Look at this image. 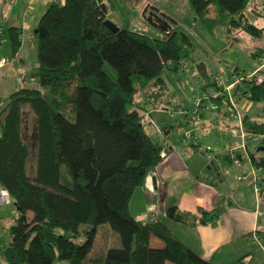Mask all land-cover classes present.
<instances>
[{
  "label": "trees",
  "instance_id": "1",
  "mask_svg": "<svg viewBox=\"0 0 264 264\" xmlns=\"http://www.w3.org/2000/svg\"><path fill=\"white\" fill-rule=\"evenodd\" d=\"M106 1L53 0L32 32L36 67L30 77L38 88L12 92L0 111V189L15 208L10 243L0 247V257L6 264H53L55 259L83 264L97 227L107 224L120 248L108 249L101 264H212L163 222L143 225L129 213L134 191L162 158L163 147L147 131L143 113L171 104L165 75L178 72L191 56V41L175 29L161 39L124 27L114 33L104 25ZM187 1L211 34L218 28L225 36L240 30L264 41V28L244 16L249 0ZM1 34L15 57L20 28ZM259 73L260 82L259 75L245 81L246 74L234 73L242 81L232 88V97L264 102V70ZM203 81L204 92L213 87L218 94L208 95L210 104L228 108L227 91L214 77ZM241 123L244 132L259 138L248 159L264 171V107L254 115L241 113ZM208 215L202 212L200 222ZM165 216L176 223L188 219L174 207ZM81 225L86 238L77 244L73 239ZM151 237L162 246L151 247Z\"/></svg>",
  "mask_w": 264,
  "mask_h": 264
},
{
  "label": "crops",
  "instance_id": "2",
  "mask_svg": "<svg viewBox=\"0 0 264 264\" xmlns=\"http://www.w3.org/2000/svg\"><path fill=\"white\" fill-rule=\"evenodd\" d=\"M51 1L53 0H48L45 5ZM251 1H248L243 11L244 16L250 23L264 28V0H259L258 17H253V13L257 12H254ZM42 7L28 5V20L18 27L21 30V45L15 57L11 58L9 51L0 56L10 58L11 61L18 58L20 64L23 62L20 56L22 36L29 34L32 39L30 41L35 42L32 32L45 11L46 7ZM36 8H42V13L34 22L33 14ZM109 10L107 7V13ZM214 15L215 12L211 9L209 18ZM211 35L219 37L223 43L216 56L225 63L224 67L227 69L226 72H220L229 75L220 76H224V79H229L234 73H255L261 76L259 72L264 70L263 40L254 39L240 30L229 36L223 35L221 30H216ZM219 60L217 61L221 64ZM13 67L15 68L14 65ZM17 76L18 73L14 72L13 77ZM202 76L204 80L207 74L203 71ZM229 92L239 113L254 115L264 107V102L237 101L232 97V88ZM205 93L207 97L210 95L207 91ZM137 98L142 101L141 96ZM169 105L143 113L146 129L163 147V156L160 163L147 173L143 185L134 191L129 201V213L144 225L149 223V208L155 207L156 221L166 224L180 242L201 259L212 264H234L239 259H243L247 264H264V171L252 166L247 158V151L254 149L259 140L253 142L252 136L243 131L242 125L239 127L238 121L233 120L225 106L216 111L199 110L188 115V111L182 106L172 111ZM169 121L172 126L169 124L170 128L163 131V124H168ZM187 127H197L201 135L196 142L184 143L189 146V151L176 152L175 144L170 142L169 135L175 131L178 139L187 142L181 130ZM206 140L218 141L219 148L210 153L206 152L205 148L211 147L209 144L201 146ZM241 142L246 144L247 155L245 157L241 152H237L235 158L238 163L234 164V155L230 154L227 145L238 146ZM190 145L198 146L196 151ZM225 170L227 174H224ZM1 191L3 190L0 189ZM9 203L11 204L10 201ZM2 204L4 203H0V206ZM171 207H174L178 214L188 216L187 222L176 223L167 219L165 212ZM202 212L209 214L205 223L200 222ZM210 219L213 220L209 221ZM165 220L169 221V224ZM12 224L5 227L6 232ZM0 247L2 248L1 243Z\"/></svg>",
  "mask_w": 264,
  "mask_h": 264
},
{
  "label": "rangeland",
  "instance_id": "3",
  "mask_svg": "<svg viewBox=\"0 0 264 264\" xmlns=\"http://www.w3.org/2000/svg\"><path fill=\"white\" fill-rule=\"evenodd\" d=\"M47 1L48 0H0V29L5 31L11 26L21 27L26 19L28 20L26 17V14L29 16L27 13L28 5L32 4L36 7L39 5L41 7H46L47 4L45 5V3H47ZM250 4L251 6L253 5L254 12H257L255 14L253 13V17H258L260 14L258 13L259 0H252ZM106 6L110 8L106 17L108 21L114 25H120L131 31L149 36L150 38L161 39L165 36L166 32L160 29V26L165 27L168 31L169 29H175L178 32L185 34L191 41L193 52L189 58L184 60L183 66L178 72L165 75L168 93L170 95L169 102L171 103L168 107L174 111L176 110V107L182 106L188 111V115H192V112L196 111V100L202 101L204 106L210 104V100L202 90L204 84L202 75L203 71L209 78L216 76L217 73L219 75H229V73L223 74V72H220V70H225L226 72L227 69L224 67L225 63L219 60L216 56V53L218 54V51L223 47V43H221L219 37L208 33L204 25L195 19L187 0H107ZM41 9L36 8V11L33 14V19H35L34 22L38 19V15L42 13ZM150 17H154L152 19L154 24L148 20ZM220 29L221 28H218L217 30ZM30 40L32 39L29 34H23L22 47L20 49V56L23 58L21 64L19 63L18 58L11 61L10 58L6 57L8 62L0 67V111L6 104L10 93L20 88H38L36 80L30 77V72L36 67L35 42ZM6 41L5 34H0V54H5L8 51V44ZM257 55L260 56L259 53H257ZM217 60H219L221 64ZM5 67L6 69H3ZM14 72L18 73L16 78L13 77ZM191 86L194 88V91L192 92L189 90ZM207 92L210 95L213 94V96L216 94L213 87H207ZM243 101L244 103L251 102L246 99ZM140 104L141 100L140 98H137L136 105ZM128 108L130 109L131 107ZM205 111L216 110L207 109ZM236 112L240 118L241 113H239V110H236ZM233 120L235 121L236 119L234 118ZM169 124H171V121H169L168 124L164 123L163 125L165 127ZM188 129L195 133L199 132L197 127H187L182 128L181 130L184 131ZM196 135L200 136L201 134L199 132V134L197 133ZM252 139H254V137H251V140ZM255 139V141L259 140V138ZM169 140L173 145L175 144L174 147L176 152L189 151V146L185 144L193 141L192 139L187 138V142L181 141L178 139L175 131L170 133ZM217 142L218 141L215 140H206L201 146L204 147L209 144L213 149L219 148ZM238 145H243L245 151H247L244 142H241ZM227 149L229 150V148ZM217 157L218 159H221L220 156ZM216 167L217 169L219 168L218 166ZM14 216L15 208L12 204L7 203L0 206V243L2 244V248L9 243L10 237L9 233L5 230V227L12 224ZM165 221L169 224V221ZM85 229L86 226H79L80 233L77 238L73 239L75 243L80 244L85 241ZM57 232L63 235L66 234L64 230H57ZM151 238V247L162 246V243L158 242V239H154V237ZM154 240H157L159 244L155 243ZM112 248H120L117 234L113 232L107 224L99 225L96 229L93 247L83 261V264H94L93 261L96 260L97 262H95V264H101L99 260H101L108 249ZM0 264H6L1 257ZM53 264L69 263L67 261L55 259ZM166 264L170 263L167 262Z\"/></svg>",
  "mask_w": 264,
  "mask_h": 264
},
{
  "label": "built area",
  "instance_id": "4",
  "mask_svg": "<svg viewBox=\"0 0 264 264\" xmlns=\"http://www.w3.org/2000/svg\"><path fill=\"white\" fill-rule=\"evenodd\" d=\"M0 34H1V29H0ZM8 62V59L4 56H0V67H2L3 65H5L6 63ZM256 74L255 73H248L245 75V79L247 80H250L252 79L253 77H255ZM242 78L238 77V76H231L229 79H224L222 76L220 75H216L214 77V80L215 82L217 83L218 87L222 88L224 91H227V94L229 96V100H230V106L227 108L228 111L230 112L229 114L232 115L239 123V127L241 128V121H240V118L236 112L237 108H236V105L232 102L231 98H230V89L235 87L236 85L239 84V82L241 81ZM256 80L258 82H260L262 80V77L260 76H256ZM190 92L194 91V88L191 86L189 88ZM196 112L199 111V110H202V111H205L207 109H210V110H217V106L214 105V104H209V105H206L204 106L202 104V101H198L196 100ZM235 109V110H234ZM235 111V113H234ZM240 132L242 134V130L240 129ZM199 134V132H193L192 130H184L182 132V136L184 139H192L193 141L192 142H196L197 139H198V136L196 134ZM253 142L256 140L255 138L252 139ZM227 148H229V152L231 155H234L233 157V163L234 164H237L238 163V160L235 158V155L237 154V152H241L245 157L247 155L243 145H238V146H232L230 147L229 145H227ZM205 151L210 153V152H213V151H216V149H213L212 147H209L207 146L205 148ZM161 156L162 153H161ZM248 158V156H247ZM224 174H227V171H224ZM1 196H0V203H9V197H8V194L5 192V191H1ZM148 221L149 223H154L156 222V216H157V210L155 207H150L149 210H148Z\"/></svg>",
  "mask_w": 264,
  "mask_h": 264
},
{
  "label": "water",
  "instance_id": "5",
  "mask_svg": "<svg viewBox=\"0 0 264 264\" xmlns=\"http://www.w3.org/2000/svg\"><path fill=\"white\" fill-rule=\"evenodd\" d=\"M103 11L106 12V9H105L104 6H103ZM153 18H154V17H150V18L148 19L150 22H152V24H154V22L152 21ZM158 22H160V21H158ZM160 23H162V22H160ZM104 25H105L110 31H112V32H114V33H116V32L119 30V27H117L116 25H114L113 23H111V22L108 21V20H105V21H104ZM160 29L166 31V28L163 27V26H160ZM33 33H36V30H34ZM214 170H215V169H214Z\"/></svg>",
  "mask_w": 264,
  "mask_h": 264
},
{
  "label": "bare ground",
  "instance_id": "6",
  "mask_svg": "<svg viewBox=\"0 0 264 264\" xmlns=\"http://www.w3.org/2000/svg\"><path fill=\"white\" fill-rule=\"evenodd\" d=\"M106 20V19H105ZM239 76V75H238ZM243 77V76H242ZM244 78V77H243ZM253 80H255V79H253ZM242 81V80H241ZM245 81H246V79H245ZM251 81V80H250ZM239 85V84H238ZM225 93V92H224ZM230 93V92H229ZM227 94V93H226ZM223 95V94H222ZM216 96H218V94L216 95ZM225 96V95H224ZM228 96V95H227ZM220 97V96H219ZM226 97V96H225ZM221 98V97H220ZM227 102V101H226ZM225 102V103H226ZM227 103H229V102H227ZM235 113V112H234ZM241 118V117H240ZM256 138V137H255ZM246 146V145H245ZM217 171H219V170H217ZM226 171V170H225ZM220 172V171H219ZM220 174V173H219ZM0 196H1V194H0Z\"/></svg>",
  "mask_w": 264,
  "mask_h": 264
}]
</instances>
